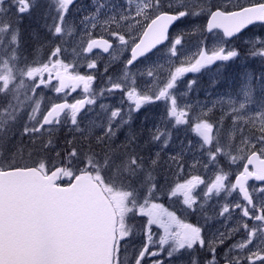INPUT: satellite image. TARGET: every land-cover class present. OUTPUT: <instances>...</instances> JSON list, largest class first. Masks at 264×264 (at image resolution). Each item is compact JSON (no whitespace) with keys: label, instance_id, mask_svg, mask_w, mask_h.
<instances>
[{"label":"snow or ice","instance_id":"obj_1","mask_svg":"<svg viewBox=\"0 0 264 264\" xmlns=\"http://www.w3.org/2000/svg\"><path fill=\"white\" fill-rule=\"evenodd\" d=\"M258 26L264 0H0V264H264V70L185 79L264 66Z\"/></svg>","mask_w":264,"mask_h":264},{"label":"rangeland","instance_id":"obj_2","mask_svg":"<svg viewBox=\"0 0 264 264\" xmlns=\"http://www.w3.org/2000/svg\"><path fill=\"white\" fill-rule=\"evenodd\" d=\"M82 5H87L89 3V0H80L79 1ZM75 14V13H74ZM79 15V14H76ZM22 28L24 30V38L26 40L29 41L28 47L29 49L31 48V41H30V37H28L27 33L31 31V29L35 28L37 30H39L41 32V34H43V30L40 29V25L37 22V18L35 16L29 18V17H25L23 24H22ZM254 31H256L257 33H260L262 35H264V27H256L254 29ZM187 48L189 49L188 51V56H193L195 54V48L192 44H189L187 46ZM124 55H128L127 53H125ZM107 56V55H105ZM245 65L247 66L245 68ZM118 69V65L114 64L113 68L111 69V71H116ZM217 66L213 65L212 66V71L209 72L207 70H202V72L200 74H191L189 73L185 79L191 78L192 76L196 75L199 77V84H200V88L198 89V95L199 98L201 100H203L205 98V91L209 90V81L213 78V77H219V82L216 84L215 88L210 89L213 96H216L217 94L220 93H225L227 92L229 89L232 92H236V90L238 89V87L240 86V78L243 74V72L245 70L247 71H251V72H259L261 70H264V66H261L259 64V62H255V61H237V62H230L229 64H227L226 66H223L219 69V72H217ZM103 70V61L101 62V67H100V71ZM78 71L80 72V74H85L88 71H95V70H88L85 67H80L78 69ZM57 82L55 80H53V84H56ZM101 85V80L99 77H97V79L95 80L93 87H97ZM67 93L64 95H60L56 94L54 92H49L48 89H44V92L46 93V95L44 96V99L42 101V108L44 107L45 104H48L51 100H55L57 102H61L64 100H68V101H73V103L75 102L76 99L83 97L85 94L82 91V86L80 88H78L76 90V92H71L70 89H66ZM117 96H119V93H117ZM192 98L195 99L197 97V92H193L191 94ZM106 103L109 104H117L118 101L116 98H111L109 100L105 101ZM178 103H182V101H178ZM164 111V104L163 102H157L154 105H150L147 109H142V111L140 113H137V119L135 121L134 126L138 127L140 125L141 119L145 116L148 115L149 119L146 121V126H151L153 123H155V120L153 119V117L159 113H162ZM215 118V117H213ZM65 133L61 132L60 133V137L61 140L63 139ZM183 135V134H182ZM121 139H123V137H121ZM196 171V170H194ZM208 177L211 178V173L209 172ZM201 188L203 187V185L200 186ZM200 191L199 188H197L193 195H196L198 192ZM174 199H178V198H174ZM165 203L166 207H169L170 210L173 209H180L183 207V205L177 203L175 205L172 204L171 201H168L167 199H165L163 201ZM178 215H180L179 212H177ZM188 222H193L195 223L197 217L195 216H185L184 217ZM203 222V221H201ZM216 226V222L212 221L210 222V227L215 228ZM155 228V226H153ZM155 231H160L157 234H162V230L160 229H155Z\"/></svg>","mask_w":264,"mask_h":264},{"label":"flooded vegetation","instance_id":"obj_3","mask_svg":"<svg viewBox=\"0 0 264 264\" xmlns=\"http://www.w3.org/2000/svg\"><path fill=\"white\" fill-rule=\"evenodd\" d=\"M71 90V89H70ZM71 92H76V91H71ZM67 93V90L65 89L63 92L60 93V95H64ZM68 101V100H67ZM69 103H73V101H69Z\"/></svg>","mask_w":264,"mask_h":264},{"label":"trees","instance_id":"obj_4","mask_svg":"<svg viewBox=\"0 0 264 264\" xmlns=\"http://www.w3.org/2000/svg\"><path fill=\"white\" fill-rule=\"evenodd\" d=\"M157 233H159L160 231H156Z\"/></svg>","mask_w":264,"mask_h":264}]
</instances>
